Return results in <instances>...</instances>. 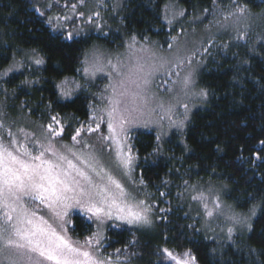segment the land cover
I'll list each match as a JSON object with an SVG mask.
<instances>
[{"label": "trees", "instance_id": "trees-1", "mask_svg": "<svg viewBox=\"0 0 264 264\" xmlns=\"http://www.w3.org/2000/svg\"><path fill=\"white\" fill-rule=\"evenodd\" d=\"M169 1L125 0L113 18L104 15L102 29L68 37L49 21L43 0H0V73L23 51L42 59L1 81L6 115L20 112L49 132L58 123L65 140L78 131L92 136L99 85L66 101L57 90L60 82L80 76L87 51L97 45L118 49L132 37L167 48L199 12L264 7V0H174L185 16L169 25L163 20ZM229 44L214 51L199 73L208 100L192 114L183 134L164 141L152 131L130 136L136 177L159 223L155 233L109 224L102 256L127 264H264V45L250 38ZM207 184L224 187L225 200L241 213L257 208L243 237L219 244L205 238L192 220L185 192ZM69 234L77 242L92 240L94 224L76 213Z\"/></svg>", "mask_w": 264, "mask_h": 264}, {"label": "rangeland", "instance_id": "rangeland-1", "mask_svg": "<svg viewBox=\"0 0 264 264\" xmlns=\"http://www.w3.org/2000/svg\"><path fill=\"white\" fill-rule=\"evenodd\" d=\"M124 1L43 0V3L49 21L64 31L68 37H77L86 34L89 29H102L105 25L104 15L113 18ZM241 9L229 8L216 14L199 12L189 19L183 33L167 48L160 47L155 42H142L132 37L125 38L123 46L118 49L97 45L87 51L80 76L60 82L57 90L61 100L66 101L83 90H90L96 87V84L99 85L101 99L97 108L96 130L92 136L79 134L74 136L75 139L65 140L62 126L58 123L54 124L55 132H49L46 127L20 115V112L8 116L0 97V137L3 138L6 146L12 150L27 147L33 155L43 150L46 158H53L51 151H48L51 147L57 153L72 159L98 184H108V177L111 176L128 194L125 199L130 204H139L137 210L142 211L148 218L149 223L141 224H128L115 216L110 219L104 218L101 222L90 213H83L73 207L61 220L46 205L35 202L37 214L43 216L73 246L90 252L105 264H127L101 255L102 237L107 226L114 223L141 232L155 233L159 222L142 190V185L137 180L136 159L131 148L130 136L136 131H152L164 141L173 134H183L192 114L202 108L208 100V93L198 84V75L210 55L224 45L229 43L231 45L247 38H250L254 45H264V7L261 10L243 8L241 11ZM184 16L185 11L176 1L170 0L166 4L163 12L165 23L174 25L181 22ZM38 60L41 62L37 63ZM41 63L42 59L37 53L21 52L9 68L0 73V88L3 79L13 73L21 72L24 65L32 67ZM137 65H141L143 70L130 74L129 70L135 69ZM145 79L148 83L144 82ZM132 94L137 96V106L140 111L136 113L134 123L127 126L128 139L121 144L124 155H128L130 149L132 156L131 164L125 166L124 157L120 154L116 142L107 139L110 135L107 127L108 111L113 107V99H116L120 101L118 110L123 112L126 106H130ZM102 124H104L103 130H101ZM13 141L16 143L13 144ZM73 153L76 155L73 156ZM77 157L91 159L95 170L87 168L77 160ZM112 190L118 191L114 187ZM224 191V187L220 185L207 184L191 187L184 195L190 217L196 222L201 233L205 238L219 244L231 243L236 237H243L250 228L244 223H238L237 220L248 218V223L251 225L257 215V208H253L254 215L253 209L244 213L237 211L225 200ZM26 202L29 206L32 205V202ZM209 211L212 212L211 216L208 215ZM76 213L84 215L87 220L93 222L95 234L92 240L77 242L71 239L69 234L71 215ZM15 258V253L9 249L0 252L2 264H9V260Z\"/></svg>", "mask_w": 264, "mask_h": 264}, {"label": "snow or ice", "instance_id": "snow-or-ice-1", "mask_svg": "<svg viewBox=\"0 0 264 264\" xmlns=\"http://www.w3.org/2000/svg\"><path fill=\"white\" fill-rule=\"evenodd\" d=\"M142 70V66L137 65L129 71L132 74ZM144 82L148 83L146 79ZM119 104V100L113 99V107L108 111L110 135L107 139L116 142L124 157L123 163L128 166L132 162L130 149L129 154L124 155L121 144L128 139L127 126L134 123L140 109L136 94H132L130 106H126L123 112L118 110ZM79 134L78 131L76 135ZM48 151L53 158H46L43 150L37 155H33L27 147L12 150L0 137V252L9 249L15 253L16 258L10 259L9 264H105L90 252L73 246L58 233L43 216L37 214L35 202L46 205L61 220L73 207L90 213L101 222L104 218L115 216L128 224L149 223L147 216L137 210L139 204H130L125 199L128 194L111 176L108 177V184H98L68 156L57 153L51 147ZM77 160L95 170L91 159L77 157ZM112 187L118 191L113 192ZM26 201L32 202V205L29 206ZM252 214H255V209ZM208 215L211 216L212 212L209 211ZM237 222L251 227L248 218ZM168 255L172 256L171 253Z\"/></svg>", "mask_w": 264, "mask_h": 264}]
</instances>
